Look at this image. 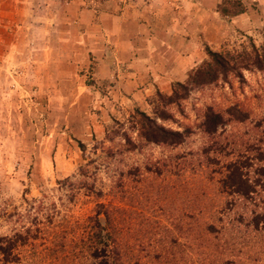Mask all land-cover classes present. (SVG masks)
Returning <instances> with one entry per match:
<instances>
[{"label":"rangeland","instance_id":"rangeland-1","mask_svg":"<svg viewBox=\"0 0 264 264\" xmlns=\"http://www.w3.org/2000/svg\"><path fill=\"white\" fill-rule=\"evenodd\" d=\"M247 2L250 27L216 50L262 44L264 0ZM41 35L30 34L34 48L25 41L0 61V264H98L97 233L109 249L118 245L124 264H264V229L239 222L241 208L264 209V197L224 210L235 196L220 182L245 145L264 146V70L181 90L183 99L159 106L169 113L160 120L157 91L143 107L106 105L93 96L92 61H74L72 48L57 49L68 58L50 57ZM137 111L187 137L175 146L146 143ZM208 111L226 120L210 134L202 126ZM259 164L245 169L252 180ZM208 223L217 231L200 229Z\"/></svg>","mask_w":264,"mask_h":264},{"label":"crops","instance_id":"crops-1","mask_svg":"<svg viewBox=\"0 0 264 264\" xmlns=\"http://www.w3.org/2000/svg\"><path fill=\"white\" fill-rule=\"evenodd\" d=\"M220 2L0 0V61L25 41L34 48L30 34L40 32L50 57L68 58L57 49L72 48L79 51L74 61H92L93 96L111 107H143L156 91L169 93L173 82L185 81L207 58L205 45L216 50L233 30L250 27L249 8L225 19L216 10Z\"/></svg>","mask_w":264,"mask_h":264},{"label":"trees","instance_id":"trees-1","mask_svg":"<svg viewBox=\"0 0 264 264\" xmlns=\"http://www.w3.org/2000/svg\"><path fill=\"white\" fill-rule=\"evenodd\" d=\"M217 12L226 19L241 14L246 11V6L242 0H221L217 5ZM264 32V30H263ZM264 35V33H263ZM207 58L204 59L199 65L193 68L189 73L185 83L175 82L172 87V92L165 96L160 91H157V104L154 105L153 114L160 120H166L169 118V113L159 108L161 104L169 105L185 97V92L181 93V90L186 93L195 87L205 86L212 84L219 80L225 81L229 76H234L240 81H243L244 71H262L264 70V40L262 44L257 47L253 43L250 46L242 47L241 49L218 51L213 50L205 45L204 47ZM139 115L138 132L139 136L146 142L152 144H162L175 146L181 144L187 137V131H179L170 128H166L159 124L156 118H152L145 112L137 111ZM229 114V113H228ZM230 117H232V114ZM247 116L235 117L234 119L239 122H243ZM226 121L222 114L219 112L208 111L205 113V120L202 123L203 129L206 133H214L217 127ZM262 144L261 140H257ZM234 142L226 140L225 147H233ZM255 150V154H248ZM245 151V152H244ZM208 155V149L203 148L201 156L205 162H211ZM234 161L226 163L222 170V178L220 179L225 193L227 195L235 196L232 202H228L222 207L225 209L234 210V204L236 200L254 201V197H264V146H257L255 149L249 148V145H245L242 154ZM259 161L254 172L255 178L252 180L245 170L251 160ZM215 164H219L218 160H214ZM257 187H260L257 189ZM251 201V202H252ZM231 206V207H230ZM239 217L242 220H238L240 224H245L252 231H258L264 229V209L247 210V207L241 208ZM100 213V212H98ZM108 223L111 222L108 209L104 212ZM99 225V224H98ZM200 229H205L207 232L217 231L213 224H206L201 226ZM101 232L102 227L99 226ZM95 238L96 244L93 246L92 257L98 260V264H124L121 252L118 245L109 249V244L105 241L99 233ZM137 264V263H135Z\"/></svg>","mask_w":264,"mask_h":264}]
</instances>
